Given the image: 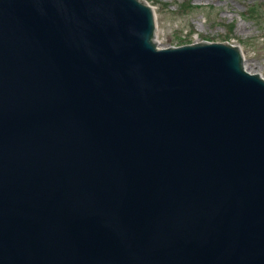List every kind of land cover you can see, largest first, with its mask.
Instances as JSON below:
<instances>
[{
	"label": "water",
	"instance_id": "water-1",
	"mask_svg": "<svg viewBox=\"0 0 264 264\" xmlns=\"http://www.w3.org/2000/svg\"><path fill=\"white\" fill-rule=\"evenodd\" d=\"M160 43L148 0H0V264H264V76Z\"/></svg>",
	"mask_w": 264,
	"mask_h": 264
},
{
	"label": "rangeland",
	"instance_id": "rangeland-1",
	"mask_svg": "<svg viewBox=\"0 0 264 264\" xmlns=\"http://www.w3.org/2000/svg\"><path fill=\"white\" fill-rule=\"evenodd\" d=\"M157 10L162 46L230 41L244 65L264 76V0H148Z\"/></svg>",
	"mask_w": 264,
	"mask_h": 264
},
{
	"label": "bare ground",
	"instance_id": "bare-ground-1",
	"mask_svg": "<svg viewBox=\"0 0 264 264\" xmlns=\"http://www.w3.org/2000/svg\"><path fill=\"white\" fill-rule=\"evenodd\" d=\"M160 47V45H158Z\"/></svg>",
	"mask_w": 264,
	"mask_h": 264
}]
</instances>
